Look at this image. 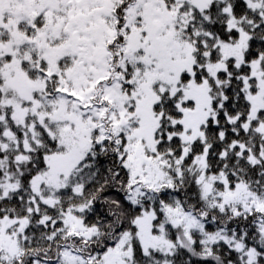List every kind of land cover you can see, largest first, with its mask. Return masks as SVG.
Here are the masks:
<instances>
[{
    "label": "snow or ice",
    "instance_id": "1",
    "mask_svg": "<svg viewBox=\"0 0 264 264\" xmlns=\"http://www.w3.org/2000/svg\"><path fill=\"white\" fill-rule=\"evenodd\" d=\"M0 264H264V0H0Z\"/></svg>",
    "mask_w": 264,
    "mask_h": 264
}]
</instances>
